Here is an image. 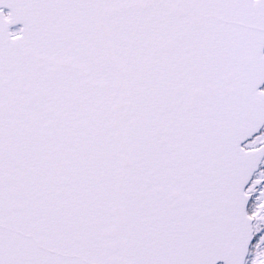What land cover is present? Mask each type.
Returning a JSON list of instances; mask_svg holds the SVG:
<instances>
[{
    "label": "snow or ice",
    "instance_id": "6c2138e0",
    "mask_svg": "<svg viewBox=\"0 0 264 264\" xmlns=\"http://www.w3.org/2000/svg\"><path fill=\"white\" fill-rule=\"evenodd\" d=\"M0 264H264V0H0Z\"/></svg>",
    "mask_w": 264,
    "mask_h": 264
}]
</instances>
